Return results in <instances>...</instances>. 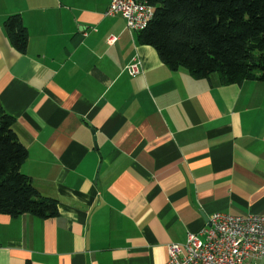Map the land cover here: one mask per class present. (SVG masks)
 Returning <instances> with one entry per match:
<instances>
[{"label":"crops","instance_id":"crops-1","mask_svg":"<svg viewBox=\"0 0 264 264\" xmlns=\"http://www.w3.org/2000/svg\"><path fill=\"white\" fill-rule=\"evenodd\" d=\"M109 3L0 0V108L58 207L0 214V264H165L214 213L264 215V82L168 69Z\"/></svg>","mask_w":264,"mask_h":264},{"label":"trees","instance_id":"trees-1","mask_svg":"<svg viewBox=\"0 0 264 264\" xmlns=\"http://www.w3.org/2000/svg\"><path fill=\"white\" fill-rule=\"evenodd\" d=\"M154 8L148 26L137 32L172 71L197 79L217 74L224 86L264 82V0H147ZM4 27L11 44L24 53L27 33L18 15ZM13 118L0 108V214L58 215L57 202L41 196L21 172L26 148L13 130Z\"/></svg>","mask_w":264,"mask_h":264},{"label":"built area","instance_id":"built-area-1","mask_svg":"<svg viewBox=\"0 0 264 264\" xmlns=\"http://www.w3.org/2000/svg\"><path fill=\"white\" fill-rule=\"evenodd\" d=\"M153 13L147 0H110L104 16H121L133 34L148 26ZM125 70L130 76L139 73L134 63ZM165 264H264V215L214 213L198 234L167 246Z\"/></svg>","mask_w":264,"mask_h":264}]
</instances>
